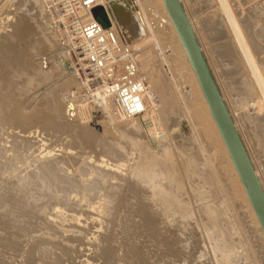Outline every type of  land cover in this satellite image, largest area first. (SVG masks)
<instances>
[{
    "label": "rangeland",
    "instance_id": "1",
    "mask_svg": "<svg viewBox=\"0 0 264 264\" xmlns=\"http://www.w3.org/2000/svg\"><path fill=\"white\" fill-rule=\"evenodd\" d=\"M20 1L21 0H0V26H2L3 23H5L7 21L8 13L11 12V10H13L15 13H19V14L23 13L24 5L26 6V4L28 3V0H25L24 2H22L23 0L21 1L22 4L24 3V5H22L20 3ZM183 1H184L183 2L184 6L187 7L186 10H187L188 14L190 15L191 20L194 21L192 23L194 24V27H195L194 28L195 29L194 30L195 34L197 36L198 42L200 43V46H202V48H204L203 49L204 56H205L207 62L210 61V62H208V65L210 66V69H211V71L213 73V76H214L215 80H217L216 83L218 82L217 84H218V86L220 88L221 95L225 96V97L223 96L224 100L227 99L225 101V103H226L227 106L229 105L228 108H229L230 113L232 114V116L234 118L233 121H234L235 124L237 123V125H238V127L240 129L241 136H242L246 146H248L247 143H249V145L251 146V148L248 146V149L250 151V155L252 157L253 163L256 164V165L260 164V167L261 166L264 167V163L262 162L263 161L262 160L263 159V154L260 155V154H258L256 152L257 151L256 147L263 146V148H264V141L261 139V132L262 131H263V137H264V125L258 126L257 127V133H255L256 132V127L255 128L251 127L249 125V123H245V122L242 121V118L240 116V111L242 110L243 106H242L241 102H237V99H241V97L238 96V94L240 92H238V93H236L235 95L232 96L231 93H230L231 91L229 89V86H227V85H229V82L233 83L235 81L236 77L229 76L228 73H226V72H224L225 76L221 74V70H222L221 67H223V65H221V64L223 62H220L219 58H216V56L218 57V55L215 52H213L214 51L213 49H214V47H216V44H217V46H222V47H225V45H226V43H224V41H222V42L225 45L224 44L222 45L221 42H220L221 40L218 41V39H214V38H218L217 37V32L219 30V25H217V23H218L219 20L216 21L218 16H219L218 9L215 6V4L211 5V4L206 3L203 0H183ZM229 2L231 3L233 10L235 12L240 13L241 14L240 17L242 19H244V20L246 19L245 21L250 23V25L252 27V31L254 32V34H253L254 40L252 41V43L254 45L253 51L255 52V56L257 57L260 65L262 66V69L264 71V16H263L264 15V10H262V9H264V7H263L264 6V0H229ZM205 4L206 5L208 4L207 5V10L205 9L206 7L203 6ZM132 5L134 6L135 11L143 10V11H146V13L147 12H151V13L155 14L154 17L151 20H149V21H147V20L145 21L144 19L138 20L137 23H136L137 24L136 25V30L137 31L135 30L134 33H131L130 35H128L125 38L126 41L127 40H132V42L130 44V47L133 48L134 50H136V52H137V58H138L139 65H140L141 70H142V75H143V77H144V79L146 81V87H147V89H146V102H147V105H146V111H145V113L142 116L131 118V119H128V121H127V120H122L123 117L121 115H119V113L117 112V110H116V108L114 106H110L107 110L106 109L105 110L104 109L103 110L102 109L93 110L92 108L88 107L85 104V101L83 99L84 97L82 95V91H81L80 85H79V87H77V86L76 87H71L70 83H73V81L69 80V82H68L66 79L63 78V77H65L64 75L61 76L62 77V78H60L61 81H60V79H58L59 82L57 81V79H53L54 80V82H53V80L51 81L48 78H45L44 81L42 82L43 84L47 85V84L53 82L54 85L55 84H59V87L60 86H62V87L59 88L57 91H54L55 92V93L53 92L54 94L52 93L53 94V96H52L53 98H49L50 97L49 96L46 99L42 98V100L38 99L37 101H33V103L29 104L30 106L27 105L29 107V110H28V107L24 106L25 104L23 105V103H19V105H17L18 104L17 101H19L21 99V97L19 98V94H20V96H22V94L24 93V89H25V87L23 85H20V83H18V82H20V79L25 77V76H29L30 79L31 78L35 79L34 78L35 76L32 75V74H31L32 76L30 74L27 75L26 74L27 73L26 70H24V69L22 70V68H19L18 70L20 72L17 70L18 72L15 71V72L11 73L9 78L4 81V83L5 82L6 83L8 82V83L7 84L5 83L6 85L4 84L5 88L4 87L1 88L2 89L1 93L3 95V102H5V106H7V104H8V106L4 107V104H3V108H4L3 112H7V111L9 112L10 110H12V111L15 110V112H13L14 116L13 115H9L10 117H8V112L3 116V117L7 116V117L4 118L5 122H4V120H1V121H3L5 123L6 127L0 121V128H1L0 130H2V132L0 131V137H1L0 138V142L4 143V144L0 143V147H2L1 148L2 150L3 149L6 150L5 148L9 149L12 146H15L13 144H16V143H13V142H16L18 140L20 141V140H22L21 137H25V136L28 139H30V144L31 143L32 144L35 143V144H34V146L31 144L32 148L30 147L28 151H22L23 155L20 154V152H18V151H17L18 153L15 152L16 153L15 156L17 155L16 158H19L20 160L16 159L15 156L12 157V151L8 152L9 154L6 153V155H5V157H7V158L9 157V160H10L9 161L10 162L9 165L10 164L11 165L10 166L8 165L7 169L4 168V170L5 169L6 170L5 171L2 170V173H0L1 174L0 175V180L3 179V178L5 179V181L9 179L8 182L6 181V183H5L4 180H2L1 183L2 184L5 183L6 186L3 187L2 189L0 187V189L2 190V191L0 190L2 192V193L0 192V208H1L0 210H2L0 212V223H1V221H3L1 223L3 228H2V226H0L1 227L0 228V231H1L0 235L2 234L1 236H7V235H4V234H8L9 233L10 229H8L9 228L8 226H10L9 223L12 221L11 219L13 218V217H11L12 215L10 216L9 214H6V217L4 216L5 213H6V209H7L8 212H10V210H12L11 209L12 207H13V209L15 207H17L16 208V212H18L17 210H19V211L21 210L19 208H21L20 206H22V205H20V204H22L23 202L20 203L19 199H14V198L12 199V197L11 198L9 197L12 194L13 195L15 194V196H16V194L18 192H20V190L14 189V187L17 185L16 180H19V181L21 179L24 180V178L26 179V177L32 176L31 173H33V176L29 177V179L31 181H33L31 178H34L35 176L37 178H39V177L42 178V179L35 178L36 180L34 181V183L35 182L36 183H40V182L42 183L43 181H45V179L47 180V178H51L52 179L51 182L55 181V184L54 183H50V181L48 180L49 183L52 184V185L49 186L50 189L48 188V190H47L48 192H46V193H51V194H54L55 196H61L62 199L64 198L65 200L71 201V202H75V201L78 202L79 200L80 201L85 200V201H82V202L79 201L80 205L82 203L81 208L80 207L78 208L76 205H71V207L69 206L70 208L74 207V208H72V210L70 208L66 207V209H69L71 212L65 209V211H67L68 214L69 213L72 214V213L76 212L75 213L76 214L75 215L76 216L75 217V222H73V223L72 222H66L67 221L66 220L67 219L66 215L63 216L61 219H58V220L52 218L54 220H53V222L52 221L50 222L51 226H53V224H54V226H55V224L57 225L56 222H59L60 224L62 222L63 225L62 224L61 225H62L63 228H59L60 231H62L63 229H65V230L68 229L67 233H66L67 236H66V234L64 235V238L68 239V243L66 245L65 244H63V245H64V247L67 246L69 248L66 247L67 250L65 251L64 250L65 248L63 247L62 244L59 243L58 240L55 241V240L51 239L54 242L55 245H58V244L60 245L58 247L57 246H53L54 244L52 242H51V244H45L46 247L43 246L44 243H40V242L38 243L37 242L38 243V244L36 243L37 244V246H36L37 249L38 250L40 249V251H42L41 249H43V251L46 252L47 249H44V248H48V251L46 253H47V255H50V256H47L46 254H43L44 252H40V251H38L35 248L36 251L33 250V252L35 254L40 252L41 254L38 253V256H36L32 252V256H34V260H35L36 263H34V260H33V263H31V264H41V263L42 264H44V263L45 264H49V263L50 264H54L55 262L53 260H55V261L58 260L55 264H57V263L58 264H86V263L87 264H103L102 260L97 259L95 257L96 256L95 252L99 253V251H97L95 248L93 249L92 246L95 247V245H91V244H95V240H97V238H99L100 236H102V235L103 236L110 235L111 232L115 236V238H117L116 240L119 242L121 240L120 238H122L123 235H124L123 231L126 230V229L125 230H123V229L125 227H127V226H130V224H132V223L141 224L142 221L144 222L148 218H151V220L153 222H155L157 219L159 220L161 218L160 214H163L162 212H165L164 215L168 214V216H169L172 211H175V209H177V205H176L177 202L174 203L175 200L173 201L170 198H166L167 199L166 200V199H164L165 197L164 198L162 197V200H165V201H163V202L157 201L158 200L157 198H159V200H161V196H162V194H160L162 192L159 191L160 188H161L160 186H162L161 191H162L163 188L164 189H168V188L169 189H171V188L175 189L174 187H178V189H181V191L183 189L184 190L183 192H185L187 190L184 194H185L186 200L188 199L189 203H187L188 201H186V203L188 204V205H186L187 206L186 209L188 211L185 210V212H186V214L187 213H189V214H188V218H187V215L184 212L183 216L180 214L181 216H178L176 219H178L179 217L180 218L182 217L181 218L182 221L184 219L186 221V222L184 221L185 223L183 222L182 224H186L187 223V224H189V226H187V227H191L192 226L190 229H193L192 231H186V233L188 232V233L191 234L192 238L190 237L189 234H188L189 237L188 236L185 237L186 236L185 233L184 234L183 233L180 234V232H182L183 230L182 231L180 230V232H179V236L180 237L182 235H184L183 237H185V238L181 237L182 239H185V240L187 239L188 240V238L189 239L191 238L190 241L188 240L189 241L188 246H186L188 248L182 247V249L184 248V250L187 249L186 252H184L182 250L183 253H187L188 250L189 251L195 250L194 251L195 254L193 256L190 255L191 257L189 256L190 259L189 258L186 259V261H187L186 263H188L189 260L190 261L191 260H195L197 264H199V263L202 264V262H203L202 260H204V261L207 260L206 262L210 261L209 264L210 263L211 264L212 263L215 264V262H216V264H221V263H223V264H264V242H263L264 239H263V236L261 235V233H260V231L258 229L259 227L257 226L254 218L252 217V213H251L250 207H248L249 203H248V201H247V199H246V197L244 195V192L242 190L241 185H239L240 183L238 182V180H237V178H236V176L234 174V171H233V168H232L231 163L229 161L228 155L226 154L225 150L223 149L222 142H220L218 136L216 135V131L214 129V126H213V124H211L212 122L209 121L210 117H209V114H207L208 112H207V109H206V105H205L204 99L202 100L200 95H199V89L197 87L195 79L193 78L190 65L188 64V62L186 60V56H185V54H184V52L182 50L180 42L177 39L175 31L173 30V27L170 24V21L168 20L167 13L162 10V7L160 5L159 0H134V4H132ZM208 6H210L211 8L208 7ZM212 6L214 8H212ZM17 8L18 9L21 8V9L18 10ZM210 9H212V10H210ZM210 11L211 12L213 11L214 13L211 14ZM260 11H262L263 13L260 12ZM93 13H94V11H93ZM147 14H148V16H150L149 13H147ZM215 17H217V18L215 19ZM214 24L218 28H216L214 26ZM211 30L213 32H215L216 35L214 33H212ZM261 30L263 32H261L259 34V31H261ZM2 39L3 38L0 37V40H2ZM211 51L213 52V54L211 53ZM210 53L212 54L211 56H210ZM217 59H218L219 63L217 62ZM67 63H68V60H67ZM211 64H212V67H211ZM68 68H70L71 71L73 72L71 61H70V66H69V63H68ZM46 79H47V81H46ZM62 79H64L65 81L64 80L62 81ZM220 79H221V81H220ZM14 82H15L16 86L13 85L14 87H12L11 84L14 83ZM63 82H64V84H63ZM17 86H19L20 89ZM70 87H71V89H70ZM222 87H223V90H225V89L227 90V91L225 90L226 92L224 91L225 94H223V92H222L223 91L221 89ZM225 87H227V88H225ZM72 88L74 90H76V91H74ZM76 88L79 89V90H77ZM15 89H17V90H15ZM5 90H7V91L5 92ZM22 90H23V92H22ZM25 91H26V89H25ZM11 92H12V95H11ZM27 94L28 93H26L25 95H27ZM227 94L229 95V97H228ZM16 95H17L18 98H16ZM6 96H8V98L11 97V96L12 97L15 96L14 97V101L15 102L13 101V99L11 97V98L8 99V103H7ZM58 97H60V98H58ZM230 98H231L232 101L230 100ZM4 99H6V100H4ZM58 99H59L60 104L63 105L64 107H61V106L57 105L58 103H56V102L58 101ZM235 99H236V104H235ZM10 100L13 101V102H11ZM242 100H243V97H242ZM62 101H63L64 104H62ZM227 101L229 102V104H228ZM164 102H165V104H164ZM14 104H16V105L13 108L12 106H14ZM20 104H21V106H20ZM38 105H40V107H42L43 110H42V108L38 109V107H37ZM166 105H167V107H166ZM16 106H17V109H16ZM31 106L34 107V109L37 107L35 109V111L37 110L36 113L38 111H40V110L42 111V112L40 111L41 115H39L40 114L39 112H38V114L35 113V115L38 116V118L40 117V119H36V116L34 115L35 111H34L33 108H31ZM21 108L23 109L22 111H21ZM31 109H33V110H31ZM18 110H20V111H18ZM24 110H25V112H24ZM27 110H28V112H27ZM12 111H10V112H12ZM110 111H112V113H113L112 116L109 114ZM16 112H19V114H20L19 117L17 116L18 113L16 114ZM31 112H33V113L31 114ZM43 112L45 114H43ZM94 112H96V113H94ZM25 113H28V114L30 113L29 114V118H31L32 120H29L27 118V119H24L22 121V119L25 118L23 115L28 117ZM106 113H108V114H106ZM144 115L145 116L147 115V116L145 117ZM11 116L13 118L14 117L17 118L18 121L16 120V118H14L16 120V124L14 123L15 121H14V119ZM20 116H23V117H20ZM30 116L34 117L35 120H33L34 118H32ZM43 116H45L46 118H44ZM47 116H49L51 118H49ZM148 116H149L150 119H148ZM168 116H169V118H168ZM208 117H209V119H208ZM43 119H46V120H43ZM147 119H148L149 122L147 121ZM6 120L8 122H6ZM51 120L52 121L54 120L53 123H55V125L53 123H51L53 125L50 124ZM24 121H26L28 123L25 122L26 123L25 124ZM42 121L44 122V124H43ZM150 121H152V123ZM153 122L155 124H153ZM242 122L244 124H242ZM13 123H14V125H16V127L13 126ZM17 123H18V125H17ZM21 123L23 125H25V127L27 129L26 128H22L21 127L22 126ZM47 124L50 127L53 126V128L55 130H53V128H50V127L46 126ZM57 124H58V126H57ZM61 124H62V126H61ZM142 124H145V125L142 127ZM19 125H20V127H18ZM119 125H122L124 127L122 128V126L120 127ZM9 126H11L12 130L7 128ZM58 127H60V128H58ZM125 127H127V129ZM152 127H153L154 130L152 129ZM5 128H7L8 131H10V132L4 133V130H5V132L7 130ZM143 128L145 130H143ZM24 129H26V130H24ZM140 129H142V130L140 131ZM150 129H152V131ZM21 130H22V132H21ZM126 130H128V131H126ZM253 130H255V132ZM23 131H27V132L25 133ZM162 131H164V133ZM11 132L13 134H11L10 137H9L8 135ZM130 132H131V134H130ZM158 132H159V135H157ZM17 133H18V136L20 135L19 137L17 136ZM151 133L155 134V136H153ZM13 135H15V136H13ZM129 135H131V136H129ZM245 135H246V137H245ZM150 136H152V137H150ZM4 137H5V139H4ZM93 137L95 138V141H94V144H92V146H91V143H92L91 142V138H93ZM123 137H124V139H123ZM126 137L128 138L129 141L127 140ZM130 137L132 138L131 140H130ZM139 137H141V138H139ZM102 138H103V140H102ZM79 139H80V141H79ZM5 140H6V142H5ZM106 140H107L108 143L109 142L111 144L115 143L116 147H119V143H120V148H119L117 154L120 152L119 155L123 154V157L125 156V158L123 159L122 156H121L122 157L121 158L120 156H118L116 154L117 155V156L115 155L116 157L113 156V158H114L113 161L114 162L117 161L116 164H119V162L120 163H124L123 167L125 169H122V168L120 169L122 174H124V175H126L127 173H128L127 175H129V173L131 174V171L129 169L132 170L133 166H135L136 164L138 165V163H136V162L138 161L139 158H141L139 156L143 155L144 157H146L148 159V161L150 159L153 160V163L151 162L152 163L151 165H153V166H151V169L154 168V170H152V172L154 171L153 173H155V174H153L151 172V169L148 168V170L150 169V171H148L149 172L148 176L150 177V180H151V177H152V180H154V179L162 176V177L158 178L157 180H154V181L151 180L152 182H154V185L152 184L153 189L150 186L149 187L143 186V187H145V188H143L141 184H140L141 186L137 184L138 180H136V178H137V175L139 173L133 171L134 170L133 169L132 172L133 173L135 172L136 178L135 179L134 178H130V182L128 180V182H129L128 185H129V189L130 190L127 189L128 191H126L125 193L121 192V195L125 194V196H126V194H127L126 198H128L129 202H128L127 199H125V200L122 199L123 202H121L122 200H120V199L122 197L121 198L119 197L120 198L119 201L122 203V205H123L124 201L127 202V203L125 202L124 205L125 204H128V205H125V206L123 205V207H121V205L119 206V204L117 205V203L116 204L112 203L113 206L110 204V209H109L110 215H107L109 213H106L105 215H103L98 210L100 208L99 205L101 204V202L103 203V201L106 198V197H104L105 194L107 195V192L102 190L103 188L105 189V186L104 187H99L98 186V188H100V189H98V188H96L97 186L94 187V185H91V183H92L91 181H93L95 179V177H94L95 175H92V174H90L88 172V170H89L88 166L89 165H97V163H95V162L97 160H101V157L103 155H108L109 157H111L110 156L111 154H107V153L102 151V145L104 144V142L106 143ZM142 140H143V142H142ZM8 141H9V143H8ZM256 141L258 142V144L255 146ZM10 142L13 143V144H11ZM87 142H88V144H87ZM97 144H98V146H97ZM122 144H125V145H122ZM138 144H141V147ZM129 145H131V146H129ZM132 145H133V147L134 146H138V149L135 147L137 150L135 148H133L134 150L133 149L128 150V148H130V147L132 148ZM167 145H169V147H166ZM37 148H40V149H37ZM139 148H140V150H139ZM163 148H164V151H163ZM168 148L172 150V154L173 155L172 154L171 155L173 157L171 155H168L171 152V150H169L170 152L168 153ZM42 150L44 152H42ZM126 150H127V152H126ZM137 151L140 152V153H138ZM141 151L144 152V153H142ZM102 153H105V154H102ZM19 154L21 156H19ZM99 154H101L102 156H100ZM146 154L147 155L150 154V155L147 156ZM31 155H33V159H32ZM69 155H71L72 158ZM46 156H49V157H46ZM58 156H59V158H58ZM64 156L66 158H64ZM136 156H137L138 159H135ZM158 156H159V158H157ZM39 157H40V159H39ZM76 157H77L78 160L76 159ZM93 157L96 158V159H94ZM119 157H120V159H119ZM163 157L164 158L173 159V160L175 159L174 162L176 163L175 164L176 167L172 168L173 169L172 170V169H170V166H168V171H167V163H168V161L166 162V160L163 159ZM170 157H172V158H170ZM26 158L28 159V161H26ZM46 158L48 160H51V161L53 159L56 160L55 161L56 163L61 164L60 167L65 165L64 167H62L63 169L62 168H58L61 171H59L58 169H56L58 171L55 170L56 174L58 175L57 177H56L55 171L54 172L52 171L54 174L50 170L48 171V169H49L48 165L46 166V167H48V169L47 168H38V167H40V165H39L40 163L39 162H41L42 160H45L46 163L50 162V161H47ZM56 158H58V159H56ZM79 158L81 159V161H79L80 160ZM14 159H16V160H14ZM35 159H37L38 161L35 160ZM126 159H128V161L130 159V161H129L130 163ZM58 160H60L61 163ZM3 161H5V160H3ZM11 161H14V162L11 163ZM15 161H17L18 164ZM18 161L20 162V164H19ZM64 161H66V163ZM72 161H73V163H72ZM74 161H75L76 164L74 163ZM78 161L80 163H78ZM156 161H158V162L156 163ZM160 162H162V163L164 162V165L166 163L165 167L161 166L162 164ZM70 163H72V164H70ZM22 164H24V165H22ZM130 164H132V166ZM156 164H159L160 169H157L156 166H158V165H156ZM70 165H72V166H70ZM82 165L84 167L86 166L87 170ZM126 165L128 166V168L126 167ZM13 166H15V168ZM79 166H81V168ZM23 167H25V168H23ZM82 167H83V169H82ZM77 168L80 171L82 170L81 172H83L85 170L83 172L84 175L81 174V172H78L79 170ZM39 169H41V170H39ZM260 169L264 170V168H260ZM8 170H9L10 173L9 172L7 173ZM128 170L130 172H128ZM39 171L41 173L44 172L43 173L44 175L42 174L43 177L40 176L41 174H40ZM47 171L51 172V173H48ZM169 171H173L171 175H169V173H170ZM3 172H6V174H4ZM85 172L87 174L89 173L90 175L89 174L86 175ZM158 172H160V173L163 172V173L161 175L159 173V175H160L159 176ZM166 172H168V174H166ZM34 173H35V175H34ZM63 173L64 174L66 173V174L64 175ZM150 173H152L153 176H155V177L153 178V176ZM2 174H3V177H2ZM36 174H40V175L37 176ZM73 174H75V176ZM175 174H176V176H175ZM66 175H68V176H66ZM44 176H46V177H44ZM53 176H55L56 178H54ZM60 176L62 178L64 177L62 181L59 180V178L62 179ZM71 176H72L73 179H71ZM13 177H14V179H13ZM15 177H17V178H15ZM19 177H20V179H19ZM67 177H70V178H67ZM175 177H177V179ZM262 177H263V181H262L263 183L262 184L264 185V175ZM43 178H44V180H43ZM76 178H78V179H76ZM87 178H89V179H87ZM53 179H55V180H53ZM68 179H70V181L72 180L71 182L75 181V183L73 182L71 184V182ZM10 180H12V181L10 182ZM37 180L38 181L41 180V181L38 182ZM77 180H79L80 182L77 181ZM19 181H18V184H20ZM68 181L70 183H68ZM86 181H88V182L86 183ZM164 181H165V183H166V181L168 183L164 184ZM203 181H205V182H203ZM77 182H79V186H81V187L78 188V183ZM169 182H170V184H169ZM11 183H13V185ZM14 183H16V184L14 185ZM63 183H64V186H63ZM56 184H58V185L56 186ZM67 184L69 186L70 185L71 186L69 187ZM75 184H76V186H75ZM89 184L91 185V187L93 186L94 189L93 188L91 189ZM123 184H124V181H121V183L119 182L118 185L122 186ZM133 184H134V186H133ZM155 184L157 186L159 185L158 186L159 190L156 189L157 186ZM54 185H55L56 188L58 187L57 191H56V188L53 187ZM72 185L75 186V187L73 188ZM165 185L167 186V188H166ZM60 186H62V187H60ZM154 186H155V189H154ZM51 187L55 191L52 192ZM59 187L61 189H59ZM68 187H69V189H67ZM200 187L203 188V189H200ZM70 188H71V191H70ZM149 188H150V190H149ZM72 189L79 190V192H80V189H81V192L83 191V193L81 194V192H80V194L78 195L76 192H74V190L72 191ZM88 189H89V194L90 195H88ZM144 189H145V192H144ZM49 190H51V191H49ZM66 190H67V192H65ZM94 190H96V191H94ZM120 190L123 191L124 190L123 187L122 188L120 187ZM146 190H147V192H146ZM152 190H153V195L151 197L152 193H148V192H151ZM155 190H158V191H156L157 193L155 192ZM201 190L206 191V194L204 192H202ZM68 191L70 192V194H69ZM138 191L140 192V194L136 195L135 193H137ZM21 192L19 194H21ZM94 192H96V194ZM142 192H144L146 194H143ZM201 192H202V194H201ZM65 193H67V194H65ZM91 193H92L93 197L91 196ZM103 193H105V194H103ZM155 194H156V196H154ZM158 194H160L161 196H159ZM200 194H201V196H200ZM129 195H130V197H129ZM142 195H144V196L142 197ZM157 195H158V197H157ZM186 195H188V196H186ZM5 196L8 198V200L7 199L4 200V198H6ZM72 196L73 197L75 196V197L73 198ZM88 196H90V198ZM99 196L100 197L103 196V197L100 198ZM145 196H147V197H145ZM80 197H81L82 200L80 199ZM98 197H99L100 201H99ZM75 198L78 199V200H76ZM91 198H92V201L94 202L93 205H92V201L90 200ZM102 198H104V199H102ZM130 198H133V199L131 200ZM203 198H204V200H203ZM6 200H7V202H6ZM14 200L17 201V206H15L16 202ZM106 200H110V202H114V203H115V201H117V200L113 201L110 198L106 199ZM133 200H134V202H133ZM144 200H148V201H146V203L149 202V201L152 202V203L151 202H149V203L152 204L153 210L151 209V207L150 208L146 207L147 210H148V213H147L146 208H143L144 206L139 207L140 205H143L145 203ZM11 201H13V203ZM136 201L139 202V205H136V204H138V202L136 203ZM141 201H143V202H141ZM84 202L87 205L83 204ZM153 202H155L156 204L153 203ZM158 202L163 203V206H164V204H165V206L167 204V203H164V202H168V204L170 203L169 204V209L166 211L165 209H163L162 204H160ZM8 204H10L12 206H10ZM151 204H150V206H151ZM158 204H160V206ZM168 204H167V207H168ZM83 205L86 206V207H83ZM91 205H92V207H91ZM97 206L99 208H97ZM111 206L112 207L116 206L117 208L116 207L115 208L118 211L121 210V212H122V213L119 212L117 215H115V216H122V217H120L117 220L118 222H116L115 218L112 217V216H114V213L117 212V211H116L115 208L111 209L112 208ZM156 206H158V207H156ZM170 207H171V209H170ZM54 208H58L56 210H59L60 207L55 206ZM77 208L79 209V211H78ZM118 208H120V209H118ZM133 208H135V209H133ZM141 208L146 210V212L144 210H141ZM154 208L155 209L159 208L160 210L162 208L163 211L161 210L162 212L160 213L159 209L157 211V210H154ZM22 210H25V211L23 212ZM22 210H21L20 213H23V214L27 211L26 208H24V207L22 208ZM170 210H172V211H170ZM210 210L215 211L217 214L214 213L213 211H210ZM14 211H15V209H14ZM111 211H113V212H111ZM142 211H143V213H142ZM149 211L150 212L152 211L153 212L152 214H154V215H155V211L158 214H156L154 216L151 213H149ZM208 211H210L211 216L208 213ZM217 211H219L220 213L217 212ZM166 212H167V214H166ZM205 212H206L207 215L204 214ZM211 212H213V213H211ZM1 213H3V214H1ZM52 213L55 214V211L54 212L52 211ZM97 213H98V215H97ZM131 213L133 214L134 217L131 215ZM119 214H122V215H119ZM146 214L147 215L150 214L152 216L149 215V217H148ZM173 214H176V213L174 212ZM192 214H193V216H192ZM214 214L216 215V217H215ZM1 215H2V218H1ZM129 215H131V217ZM141 215H144L145 217H143ZM20 216H21V214H20ZM190 216H192V217H190ZM213 216L215 218H217V219H214ZM156 217H158V218H156ZM183 217H184V219H183ZM5 218H7V219L9 218L8 219L9 223L7 222V220H5ZM76 218H79V219L76 220ZM110 218H112V220ZM21 219L23 220L24 218H21ZM213 219H214V222H213ZM55 220H56V222H55ZM78 220H80V221H78ZM113 220H115V221H113ZM215 220H217V223H216ZM112 221L115 224V226H114L115 228L112 227L113 228L112 231H108L107 230V232H106L105 229H106V226H107L108 222H112ZM126 221H127V223H126ZM128 221H129L130 224L128 223ZM174 222L177 223L176 221H174ZM74 224L78 228L80 227V233H81V236H79V240L77 238L75 241L72 239L73 230H74V226L73 225ZM6 225H8V226H6ZM66 225H68V226H66ZM84 225H86V226H84ZM109 225H110V223L108 224V227H109ZM122 225L124 226L123 228H122ZM176 225H178V224H176ZM176 225L175 224L174 225H169L170 227L169 226L168 227L170 229H174L175 228L173 231L176 233V231H175V230H177L176 229L177 228ZM103 226H105V227H103ZM178 227H180V226H178ZM5 228H7L8 230H6ZM197 228H199V229H197ZM1 229H4L3 230L4 232ZM36 230H37V232H39L40 228H36ZM69 230H71V232ZM75 230H76V228H75ZM91 231H92V233H90ZM98 233L99 234L101 233V234L99 235ZM225 233H226V235H225ZM35 235H36L37 238L40 237L39 239L41 240L40 233L39 234L36 233ZM140 235H141V239L142 240H140ZM140 235L137 234V236H136L137 239L133 240V238H131L132 240L130 239V241H137V242H135V244L137 245V243H138L137 247H139V245H140L141 247H139V248L140 249L142 248L141 249L142 251H144V250L146 252H150L151 251L150 254L158 252V250L155 251L153 246L150 245V243H149L150 241L149 240L151 238L148 239V238L144 237V235H142V234H140ZM227 237H229V239ZM37 238L35 240H37ZM143 238H145V239H143ZM146 239H147V241H146ZM69 240H72V241L70 242ZM80 240H82V241H80ZM85 241L86 242L88 241L87 244H86ZM138 241H140V242H138ZM55 242H57V243H55ZM147 243H149V244H147ZM112 244L113 243H111V246H110L109 249H111V247H112V249H116L118 247L117 245H115V247L113 248ZM49 245H50V247H48ZM77 245L78 246L80 245V246L78 247ZM194 245L196 246V248H198L197 250H199L197 253L198 254H202V255L196 254L197 250H196ZM129 246H130V244H129ZM191 246H192V248H191ZM53 247H54V249H53ZM56 247L58 249H56ZM76 247H78V248H76ZM193 247L195 249H193ZM190 248H191V250H190ZM215 248H216V250H215ZM60 249H62V252H61ZM69 249L70 250L72 249L71 250L72 252H70ZM17 250L22 251L23 248H19ZM59 250H60V253H59ZM50 251H52L54 253H51ZM182 251H180V252L182 253ZM200 251H202V252L199 253ZM73 252L75 254H71ZM77 252H79V254ZM85 252L87 254H89V255L85 254ZM16 254L12 258L13 260H16V261H14V263L15 264H22V261H23L22 257L18 256L19 253L17 255ZM82 254H84V255H82ZM209 254H210V257H209ZM58 255H61L60 257H63V258L60 259ZM207 257L210 258L209 261H208ZM39 258H41V259H39ZM64 258H66V259H64ZM205 258H206V260H205ZM147 259H148L147 257H143L142 261L145 260L144 261V262H146L145 264H148L147 263ZM39 260H41V261H39ZM48 260H50V261H48ZM60 260H62V261H60ZM68 261H70V262H68ZM144 262H143V264H144ZM153 262H154V260L152 261V263ZM191 262H194V261H191ZM191 262H190V264H192ZM206 262L204 264H207ZM114 263H116V262H114ZM194 264H195V262H194Z\"/></svg>",
    "mask_w": 264,
    "mask_h": 264
},
{
    "label": "bare ground",
    "instance_id": "2",
    "mask_svg": "<svg viewBox=\"0 0 264 264\" xmlns=\"http://www.w3.org/2000/svg\"><path fill=\"white\" fill-rule=\"evenodd\" d=\"M22 1V0H21ZM20 1V3L22 4V2H24L25 0H23L22 2ZM103 1V3H101V5L102 6H104L105 7V11H106V17L107 16H109V18L111 19V22L116 26V28H118V33H119V36H120V38H121V40L123 41V43L126 45V46H130V44L129 43H126V40H125V38L128 36V35H130L131 33H134L135 32V30H136V23H137V21L138 20H140V19H144L145 21L147 20V21H149V20H151L153 17H154V15L155 14H153V13H151V12H147V13H149V15L150 16H148V14L146 13V11H143V10H140V11H135V8H134V6L132 5V4H134V0H102ZM181 1V3H182V5H183V7H184V10H185V12H186V14H187V16H188V18H189V20H190V23H191V25H192V28H193V30H195L194 28V24L192 23V22H194V21H192L191 20V18H190V15L188 14V12H187V10H186V8L187 7H185L184 6V1L183 0H180ZM203 1H205L206 3H208V4H211V5H213V4H215V6L217 7V9H218V14H219V16H218V18L217 17H215V19L217 18V20L216 21H218V23H217V25H219V30H218V32H217V37L218 38H214V39H218V41L219 40H221L220 42H221V44L223 45L224 43H226V45H225V47H222V46H217V44H216V47H214V51L213 52H215L217 55H218V57L216 56V58H219V60H220V62H223L221 65H223V67H221L222 68V70H221V74L222 75H224L225 76V73L224 72H226V73H228V75L229 76H232V77H236L235 78V81L232 83H230L229 82V85H227V86H229V89H230V93H231V95L233 96V95H235L236 93H238V92H240L239 94H238V96H240L241 97V99H237V102H241V104H242V110L240 111V116H241V118H242V121L243 122H245V123H249V125L251 126V127H256V132H255V130H253L255 133H257V127L258 126H262V125H264V71H263V69H262V66L260 65V63H259V61H258V59H257V57L255 56V52L253 51V47H254V45H253V43H252V41L254 40V38H253V34H254V32L252 31V27H251V25H250V23L249 22H246L244 19H242L241 17H240V13H238V12H235L234 10H233V8H232V5H231V3L229 2V0H203ZM27 2V1H26ZM159 2H160V5H161V7H162V10L164 11V12H166L167 13V15H168V20L170 21V24L172 25V27H173V30L175 31V34H176V36H177V39H178V41L180 42V44H181V47H182V50H183V52H184V54H185V56H186V60H187V62H188V64L190 65V68H191V71H192V75H193V78L195 79V81H196V84H197V87H198V89H199V95H200V97H201V99L203 100L204 99V102H205V105H206V109H207V114H209V117H210V119H209V117H208V119H209V121H211L212 123L211 124H213V126H214V129H215V131H216V135L218 136V138H219V140H220V142H222V145H223V149L225 150V152H226V154L228 155V158H229V161H230V163H231V166H232V168H233V171H234V174H235V176H236V178H237V180H238V182L240 183L239 185H241V187H242V190H243V192H244V195H245V197H246V199H247V201H248V203H249V206L248 207H250V210H251V213H252V217L254 218V220H255V222H256V224H257V226L259 227L258 229H259V231H260V233H261V235L263 236V239H264V230H263V228H262V225H261V223H260V221H259V219H258V217H257V215H256V212H255V210H254V208H253V206H252V204H251V201H250V199H249V197H248V194H247V192H246V189H245V187H244V184H243V182H242V180H241V178H240V175H239V173H238V171H237V169H236V167H235V165H234V162H233V160H232V158H231V156H230V153H229V151H228V148H227V146H226V144H225V142H224V140H223V138H222V135H221V133H220V130H219V128H218V125H217V123H216V121H215V119H214V117H213V115H212V112H211V110H210V107H209V104H208V102H207V99H206V97H205V95H204V92H203V90H202V87H201V84H200V82H199V80H198V77H197V75H196V72H195V70H194V68H193V65H192V63H191V60H190V58H189V56H188V52H187V50H186V48H185V46H184V44L182 43V40H181V38H180V36H179V34H178V32H177V30H176V28H175V26H174V23H173V21H172V19H171V17L169 16V14H168V12H167V10H166V7H165V3H164V0H159ZM255 3V2H254ZM143 4V3H142ZM207 4V5H208ZM258 4V3H257ZM22 5H24V3L22 4ZM146 5V4H145ZM149 5V4H148ZM207 5L205 4V5H203V6H205L206 8V10H207ZM21 6V5H20ZM202 6V7H203ZM208 7H210V6H208ZM264 7V6H263ZM211 8V7H210ZM212 8H214L213 6H212ZM258 8V7H257ZM18 9V8H17ZM19 9H21V8H19ZM18 9V10H19ZM104 9V8H103ZM209 9V8H208ZM15 10V9H14ZM210 10H212V9H210ZM214 10V9H213ZM262 10H264V9H262ZM17 11V10H16ZM205 11V10H204ZM217 11V10H216ZM211 12V11H210ZM260 12H262V11H260ZM212 13H214L213 11L211 12V14ZM263 13V12H262ZM14 14V15H13ZM216 14V13H215ZM94 15V14H93ZM263 15V14H262ZM214 16V15H213ZM216 16V15H215ZM264 16V15H263ZM95 18V17H94ZM108 18V17H107ZM156 18V17H155ZM212 19V18H211ZM248 21V20H247ZM212 23V22H211ZM214 23V22H213ZM216 24V23H215ZM215 24H214V26H215ZM213 26V27H214ZM1 28H0V37H2L3 39L2 40H0V121L1 120H4V118L5 117H7V116H5V117H3L7 112H3V104H4V107H7L8 106V99L9 98H11V97H9L8 98V96H6V98H7V106H5V102H3V95H2V93H1V91H2V89L1 88H3L4 87V84L6 83H4V81L6 80V79H8L9 78V76L11 75V73H13V72H15V71H17L19 68H22V70L24 69V70H26V74L28 75V74H32V75H34L35 77V79H30L29 78V76H25V77H23V78H21L20 79V82H18V83H20V85H23L24 87H25V89H26V91H25V89H24V93L22 94V96H20V94H19V98L21 97V99L19 100V101H17L18 102V104L17 105H19V103H23V105L24 106H27V105H29V104H31V103H33V101H37L38 99H41L42 100V98H44V99H46V98H48L49 96V98H53L52 96H53V94L55 93L54 91H57L59 88H61L62 86H60L59 87V84H53V82H54V80L53 79H57V81H58V79H60V78H62L61 76H65V77H63L64 79H66L68 82H69V80L70 81H73V83H70L71 84V87H79V85H80V87H81V91H82V86H81V83L77 80V78L75 77V75H74V73L71 71V67L70 68H68V63H69V66H70V59H69V55H68V53H67V51L66 50H64L61 46H60V42H59V39H58V35H57V33H56V31L54 30V28H53V26H52V24H51V21H50V19H49V17H48V15H47V13H46V10H45V8H44V4H43V1L42 0H28V3L26 4V6L24 5V9H23V13H21V14H19V13H15L13 10H11V12H9L8 13V16H7V21L5 22V23H3V25L2 26H0ZM138 27V26H137ZM216 28H218L217 26H215ZM214 30V29H213ZM137 31V30H136ZM212 31V30H211ZM195 32V31H194ZM261 32H263L262 30L261 31H259V34L261 33ZM212 33H214L215 34V32H213L212 31ZM213 34V35H214ZM196 35V34H195ZM216 35V34H215ZM197 37V36H196ZM214 37V36H213ZM216 37V36H215ZM222 41H224V43L222 42ZM214 42V41H213ZM217 42V41H216ZM200 44V43H199ZM220 44V45H221ZM201 47V49H202V51H203V49L204 48H202V46H200ZM211 47V46H210ZM209 47V48H210ZM209 52V51H208ZM213 52L211 51V53L213 54ZM203 53H204V51H203ZM210 53V56L212 55ZM215 55V54H214ZM207 57V56H206ZM214 57V56H213ZM208 58V57H207ZM215 58V59H216ZM214 59V58H213ZM67 60H68V63H67ZM209 60V59H208ZM137 62H138V65H139V61H138V58H137ZM208 62H210V61H208ZM217 62L219 63V61H218V59H217ZM217 64V63H216ZM139 67H140V65H139ZM210 67V66H209ZM211 67H212V64H211ZM21 70V71H22ZM19 71V70H18ZM17 71V72H18ZM140 71H141V74H142V70H141V67H140ZM219 71V70H218ZM20 72V71H19ZM215 72V71H214ZM220 73V72H219ZM20 74V73H19ZM213 74V73H212ZM216 74V73H215ZM218 74V73H217ZM31 75V76H32ZM220 75V74H219ZM221 75V76H222ZM143 76V75H142ZM216 76V75H215ZM218 76V75H217ZM220 76V77H221ZM16 77V76H15ZM219 77V78H220ZM12 78V77H11ZM45 78H48L49 80H53V82H51V83H49V84H47V85H45V84H43L42 82L44 81V79ZM64 79H62V81L64 80ZM217 79V78H216ZM231 79V78H230ZM16 81V80H15ZM46 81H47V79H46ZM60 81H61V79H60ZM65 81V80H64ZM217 81V80H216ZM220 81H221V79H220ZM11 82V81H10ZM59 82V81H58ZM8 83V82H7ZM6 83V84H7ZM218 83V82H217ZM222 83V82H221ZM5 84V85H6ZM63 84H64V82H63ZM62 84V85H63ZM66 84V83H65ZM224 84V83H223ZM12 85V87H14V86H16V84H15V82L14 83H12L11 84ZM14 85V86H13ZM68 85V84H67ZM218 85V84H217ZM221 85V84H220ZM226 85V84H225ZM224 85V86H225ZM22 86V87H23ZM222 86V85H221ZM220 86V87H221ZM223 86V87H224ZM18 88H19V86H17ZM71 87H70V89H71ZM219 87V86H218ZM223 87L221 88L222 90H223ZM5 88V87H4ZM67 88V87H66ZM225 88H227V87H225ZM7 89V88H6ZM20 89V88H19ZM73 89V88H72ZM77 89V88H76ZM13 90V89H12ZM11 90V91H12ZM15 90H17V89H15ZM14 90V91H15ZM74 90V89H73ZM77 90H79V89H77ZM219 90H220V88H219ZM226 90V89H225ZM225 90H223L222 92H223V94H225V92L227 91H225ZM7 90H5V92H6ZM67 91V90H66ZM74 91H76V90H74ZM73 91V92H74ZM225 91V92H224ZM229 91V90H228ZM10 92V91H9ZM13 92V91H12ZM12 92H11V95H12ZM22 92H23V90H22ZM21 92V93H22ZM54 92V93H53ZM64 92V91H63ZM221 92V91H220ZM15 93V92H14ZM13 93V94H14ZM17 93V92H16ZM26 93H28L27 95H25ZM53 93V94H52ZM59 93V92H58ZM8 94V93H7ZM6 94V95H7ZM17 94V95H18ZM57 94V93H56ZM17 95H16V98H18L17 97ZM63 95V94H62ZM228 95V94H227ZM10 96V95H9ZM58 96V95H57ZM224 96V95H223ZM222 96V98H223V100H224V97ZM14 97L15 96H13L12 97V99H13V101H14ZM63 97V96H62ZM61 97V98H62ZM83 97H84V95H83ZM228 97H229V95H228ZM242 97H243V100H242ZM58 98H60V97H58ZM63 99V98H62ZM84 99V101H85V104L88 106V107H90V108H92L93 110H97V109H95L96 108V106H95V104H94V102H92L91 100H90V97H84L83 98ZM4 100H6V99H4ZM18 100V99H17ZM227 100V99H226ZM226 100H224V102L226 101ZM230 100H231V98H230ZM11 101V100H10ZM13 101H11V102H13ZM66 101V100H65ZM232 101V100H231ZM10 102V103H11ZM15 102V101H14ZM40 102V101H39ZM228 102V101H227ZM36 103V102H35ZM56 103H58L57 105H59V106H61V107H64L63 105H61L60 104V102H59V99H58V101L56 102ZM231 103V102H230ZM37 104V103H36ZM39 104V103H38ZM62 104H64L63 103V101H62ZM66 104V103H65ZM164 104H165V102H164ZM226 104V103H225ZM228 104H229V102H228ZM235 104H236V99H235ZM13 105V104H12ZM11 105V106H12ZM15 105L16 104H14V106H12L13 108L15 107ZM22 105V106H23ZM42 105V104H41ZM204 105V106H205ZM20 106H21V104H20ZM19 106V107H20ZM23 106V107H24ZM30 106V105H29ZM33 106V105H32ZM31 106V108H33L34 109V107H32ZM44 106V105H43ZM105 107H104V110L106 109H108L110 106H114V102L113 101H106V104L104 105ZM227 106V105H226ZM229 106V105H228ZM228 106H227V108H228ZM22 107V108H23ZM28 107V106H27ZM38 107V109L40 108H42V107H40V105H38L37 106ZM36 107V108H37ZM166 107H167V105H166ZM12 108V109H13ZM21 108V111L23 110ZM35 108V109H36ZM45 108V107H44ZM16 109H17V106H16ZM19 109V108H18ZM26 109V108H25ZM33 109H31V110H33ZM35 109H34V111H35ZM28 110H29V107H28ZM28 110H27V112H28ZM42 110H43V108H42ZM46 110V109H45ZM64 110V109H63ZM5 111V110H4ZM10 111H12V110H10ZM8 112V117H10L9 115H13V112H15V110L14 111H12V112ZM17 111V110H16ZM18 111H20V110H18ZM37 111V110H36ZM36 111L34 112V115H35V113H36ZM41 111V110H40ZM40 111H38L39 113H40ZM228 111H229V113H230V110H229V108H228ZM24 112H25V110H24ZM38 112L36 113V114H38ZM42 112V111H41ZM165 112V111H164ZM167 112V111H166ZM232 112V111H231ZM18 113V117H19V112H16V114ZM21 113V112H20ZM33 112H31V114H32ZM64 113V112H63ZM15 114V113H14ZM28 117H26L25 115H23L25 118H23L22 119V121L24 120V119H29V120H32L31 118H29V114L28 113H25ZM43 114H45L44 112H43ZM48 114V113H47ZM106 114H108V113H106ZM109 114L112 116L113 115V113H112V111H110L109 112ZM165 114V113H164ZM169 114V113H168ZM33 115V116H34ZM39 115H41V113L39 114ZM65 115V114H64ZM167 115V114H166ZM14 116V115H13ZM16 116V115H15ZM23 116H20V117H23ZM36 116V115H35ZM46 116V115H45ZM45 116H43L44 118H46ZM145 116V115H144ZM147 116V115H146ZM145 116V117H146ZM230 116H231V118H232V120H234V118H233V116H232V114L230 113ZM3 117V118H2ZM12 117V116H11ZM30 117H32V116H30ZM47 117H49V116H47ZM53 117V116H52ZM106 117V116H105ZM207 117V116H206ZM2 118V119H1ZM13 118V117H12ZM14 118H16V117H14ZM13 118V119H14ZM32 118H34V117H32ZM49 118H51V117H49ZM168 118H169V116H168ZM10 119V118H9ZM19 119V118H18ZM36 119H40V117L38 118V116H36ZM42 119V118H41ZM146 119V118H145ZM148 119H150L149 118V116H148ZM148 119H147V121H148ZM166 119V118H165ZM11 120V119H10ZM16 120H17V118H16ZM16 120L14 119V123L16 124ZM33 120H35V118L33 119ZM43 120H46V119H43ZM56 120V119H55ZM122 120H127L128 121V119H124V118H122ZM18 121V120H17ZM21 121V122H22ZM48 121V120H47ZM54 121V120H53ZM53 121L51 120V122H50V124L51 123H53ZM146 121V122H147ZM208 121V120H207ZM2 122V124L5 126V120H4V122L3 121H1ZM6 122H8L7 120H6ZM20 122V121H19ZM26 121H24V123H25ZM30 122V121H29ZM43 122V121H42ZM132 122V121H131ZM149 122V121H148ZM151 123H152V121H150ZM234 122V121H233ZM242 122V124H244ZM14 123H13V126L14 127H16V125H14ZM26 123H28V122H26ZM25 123V124H26ZM32 123V122H31ZM61 123V122H60ZM158 123V122H157ZM208 123V122H207ZM8 124V123H7ZM10 124V123H9ZM12 124V123H11ZM22 124V123H21ZM20 124V125H21ZM43 124H44V122H43ZM54 125H55V123H53ZM53 124H51V125H53ZM124 124V123H123ZM148 124V123H147ZM153 124H155L154 122H153ZM17 125H18V123H17ZM20 125L18 126V127H20ZM28 125V124H27ZM65 125V124H64ZM137 125V124H136ZM145 124H142V127L144 126ZM149 125V124H148ZM206 125V124H205ZM234 125H235V127H236V129H237V131H238V133H239V135H240V138H241V140H242V143H243V145H244V147H245V150H246V153H247V155H248V158H249V161H250V163H251V166H252V168H253V172H254V174H255V176H256V178H257V180H258V182H259V185H260V187H261V189H262V192H263V194H264V185L262 184L263 182V175H264V170H262V169H260V168H264V167H260V164H258V165H256V164H254L253 163V160H252V157H251V155H250V151H249V149H248V146L251 148V146L249 145V143H247L248 144V146H246V144L244 143V140H243V138H242V136H241V133H240V129H239V127H238V125H237V123L235 124L234 123ZM237 125V126H236ZM24 126V127H23ZM46 126H48V127H50L48 124L46 125ZM57 126H58V124H57ZM61 126H62V124H61ZM120 127L122 126V125H119ZM152 126V125H151ZM158 126V125H157ZM156 126V127H157ZM6 127V126H5ZM10 127V128H9ZM9 127H7L8 129H10V130H12L11 129V126H9ZM13 127V128H14ZM17 127V128H18ZM22 128H26L25 127V125H23L22 124V126H21ZM66 127V126H65ZM124 126H122V128H123ZM155 127V128H156ZM7 128H5V129H7ZM21 128V129H22ZM50 128H53V126H51ZM49 128V129H50ZM58 128H60V127H58ZM57 128V129H58ZM126 129H127V127H125ZM145 128V127H144ZM143 128V130H145ZM150 128V127H149ZM159 128V127H158ZM1 129V128H0ZM8 129L6 130V132H5V130H4V133H7V132H10V131H8ZM27 129V128H26ZM26 129H24V130H26ZM152 129H153V127H152ZM152 129H150L151 131H152ZM213 129V130H214ZM53 130H55L54 128H53ZM142 129H140V131H141ZM154 130V129H153ZM158 130V129H157ZM1 132H2V130H0ZM126 131H128V130H126ZM21 132H22V130H21ZM23 132H27V131H23ZM38 132V131H37ZM122 132V131H121ZM160 132V131H159ZM159 132H158V134L157 135H159ZM163 133H164V131H162ZM40 133V132H39ZM150 133V132H149ZM157 133V132H156ZM3 134V133H2ZM11 134H13L12 132L8 135L9 137H10V135ZM130 134H131V132H130ZM147 134V133H146ZM152 134V133H151ZM162 134V133H161ZM4 135V134H3ZM6 135V134H5ZM39 135V134H38ZM74 135V134H73ZM128 135V134H127ZM153 136H155V134H152ZM13 136H15V135H13ZM17 136H18V133H17ZM20 136V135H19ZM18 136V137H19ZM62 136V135H61ZM124 136V135H123ZM129 136H131V135H129ZM141 136V135H140ZM142 137V136H141ZM141 137H139V138H141ZM144 137V136H143ZM149 137V136H148ZM150 137H152V136H150ZM245 137H246V135H245ZM1 138V137H0ZM77 138V137H76ZM80 138V137H79ZM94 138V137H93ZM93 138H91V146H92V144H94V141H95V138L93 139ZM127 138V137H126ZM147 138V137H146ZM4 139H5V137H4ZM19 139V138H18ZM21 139L22 140H18V141H16V142H13V143H16V144H13V143H11V144H13V145H15V146H12L11 148H9V149H7V148H5L6 150H2L1 148L2 147H0V173H2V170L3 171H5L6 169H7V166L9 165V157L7 158V157H5V155H6V153H8V152H11L12 151V157L13 156H15V152H20V154H22L23 152L22 151H28L29 150V148L31 147L32 148V145L34 146V144H30V139H28L26 136L25 137H21ZM32 139V138H31ZM123 139H124V137H123ZM132 138L130 137V140H131ZM150 139V138H149ZM261 139L264 141V137H263V131L261 132ZM83 140V139H82ZM102 140H103V138H102ZM127 140H128V138H127ZM147 140V139H146ZM52 141V140H51ZM79 141H80V139H79ZM89 141V140H88ZM129 141V140H128ZM127 141V142H128ZM5 142H6V140H5ZM32 142V141H31ZM41 142V141H40ZM83 142V141H82ZM142 142H143V140H142ZM248 142V141H247ZM1 144H4V143H2V142H0ZM8 143H9V141H8ZM49 143V142H48ZM60 143V142H59ZM118 143V142H117ZM140 143V142H139ZM71 144V143H70ZM87 144H88V142H87ZM142 144V143H141ZM141 144H138L140 147H141ZM146 144V143H145ZM258 144V142L256 141V144H255V146ZM76 145V144H75ZM86 145V144H85ZM118 145V144H117ZM122 145H125V144H122ZM121 145V146H122ZM127 145V144H126ZM4 146V145H3ZM11 146V145H10ZM46 146V145H45ZM87 146V145H86ZM97 146H98V144H97ZM129 146H131V145H129ZM7 147V146H6ZM37 147V146H36ZM77 147V146H76ZM75 147V148H76ZM124 147V146H123ZM122 147V148H123ZM137 148L138 149V146H134L133 147V145H132V148L130 147V148H128V150H130V149H133V148ZM162 147V146H161ZM166 147H169V145H167ZM253 147V146H252ZM4 148V147H3ZM119 148H120V143H119V147H116L115 146V143H108L107 142V140H106V143L104 142V144L102 145V151L103 152H105V153H107V154H111L110 156L111 157H109L108 155H101V154H99L100 156H102L101 157V160H97L95 163H97V165H89L88 167V172L90 173V174H92V175H95L94 177H95V179L93 180V181H91L90 183H91V185H94V187H96V188H98V186L99 187H104L105 186V189L103 188L102 190H104L105 192H107V195L105 194V193H103V194H105V196L104 197H106L105 198V200L103 201V203L101 202V204L99 205V207L97 206V208H99L98 210H99V212L100 213H102L103 215H105L106 213H109V214H107V215H110V212H109V209H110V204L112 205V203L113 204H116L117 203V205L119 204V206L121 205V207H123V205H124V203L126 202V201H124V203H123V205H122V203L121 202H123V200H125V199H127L128 200V198H126L127 197V194H126V196H125V194L122 196L121 195V192L123 193H125L126 191H128V190H130L129 189V182H130V178H136V175H135V172H138L139 174L137 175V178H136V180H138V185H142V187L143 186H147V187H151L152 189H153V186H152V184L154 185V182H152V181H154V180H157L158 178H160V177H162V176H160L163 172H158V175H159V173H160V177H158V178H156V179H154V180H152V177H151V180H150V177L148 176L149 175V172L148 171H150V169H151V166H153V165H151L152 163H153V160H149L148 161V159L146 158V157H144L143 155H141V156H139V157H141V158H137V156L135 157V159H138V161L136 162V163H138V165L135 167V166H133V171H135L134 173L132 172V170L131 169H129L130 171H131V174L129 173V175H127L126 173V175H124V174H122V172L120 171V169L122 168V169H125L123 166H124V163H120L119 161V164H116L117 163V161L116 162H114L113 160H114V158H113V156H115L116 154H117V152H118V150H119ZM121 148V149H122ZM126 148V147H125ZM135 148V149H136ZM150 148V147H149ZM36 149V148H35ZM37 149H40V148H37ZM70 149V148H69ZM72 149V148H71ZM84 149V148H83ZM120 149V150H121ZM136 149V150H137ZM159 149V148H158ZM31 150V149H30ZM82 150V149H81ZM86 150V149H85ZM125 150V149H124ZM134 150V149H133ZM139 150H140V148H139ZM138 150V151H139ZM160 150V149H159ZM167 150V149H166ZM169 150H171V149H169L168 148V153L170 152ZM256 152L258 153V154H263V163H264V148H263V146H259V147H256ZM77 151V150H76ZM137 151V152H138ZM152 151V150H151ZM162 151V150H161ZM163 151H164V148H163ZM17 152V153H18ZM37 152V151H36ZM42 152H44L43 150H42ZM49 152V151H48ZM52 152V151H51ZM122 152V151H121ZM126 152H127V150H126ZM136 152V153H137ZM142 152V151H141ZM160 152V151H159ZM27 153V152H26ZM58 153V152H57ZM71 153V152H70ZM105 153H102V154H105ZM120 153V152H119ZM119 153L117 154L118 156H122L123 157V154L122 155H119ZM123 153V152H122ZM138 153H140V152H138ZM142 153H144V152H142ZM158 153V152H157ZM9 154V153H8ZM19 154V156H21ZM31 154V153H30ZM36 154V153H35ZM53 154V153H52ZM51 154V155H52ZM74 154V153H73ZM151 154V153H150ZM149 154V155H150ZM161 154V153H160ZM172 154V150H171V152L168 154V155H171ZM23 155V154H22ZM34 155V154H33ZM33 155H31L32 156V159H33ZM48 155V154H47ZM81 155V154H80ZM86 155V154H85ZM116 155V156H117ZM147 155V154H146ZM149 155H147V156H149ZM173 155V154H172ZM171 155V156H172ZM17 156V155H16ZM16 156H15V158H16ZM57 156V155H56ZM70 157H71V155H69ZM96 156V155H95ZM115 156V157H116ZM143 156V157H142ZM27 157V156H26ZM43 157V156H42ZM45 157V156H44ZM46 157H49V156H46ZM61 157V156H60ZM75 157V156H74ZM73 157V158H74ZM120 157H119V159H120ZM121 157V158H122ZM152 157V156H151ZM150 157V158H151ZM167 157V156H166ZM173 157V156H172ZM172 157H170V158H172ZM25 158V157H24ZM28 158V157H27ZM26 158V161H28V159ZM53 158V157H52ZM58 158H59V156H58ZM58 158H56V159H58ZM64 158H66L65 156H64ZM72 158V157H71ZM94 158V157H93ZM98 158V157H97ZM100 158V157H99ZM125 158V156L123 157V159ZM131 158V157H130ZM149 158V157H148ZM154 158V157H153ZM157 158H159V156L157 157ZM16 159H19V158H16ZM16 159H14V160H16ZM38 159V158H37ZM37 159H35V160H37ZM39 159H40V157H39ZM50 159V158H49ZM76 159H77V157H76ZM80 159V158H79ZM94 159H96V158H94ZM116 159V158H115ZM134 159V158H133ZM156 159V158H155ZM163 159H165L166 160V162L168 161V163H167V171H168V166H170V169H172V168H175L176 167V163L174 162V160L173 159H169V158H164L163 157ZM3 160H5V161H3ZM20 160V159H19ZM46 160L47 161H50V162H45V160H42L41 162H39L40 164V167H38V168H47L48 169V167H46L47 165L49 166V169H48V171L50 170L51 172L53 171H55L56 169H58V168H62V167H64V166H62V167H60V165L61 164H59V163H56L55 161L56 160H48L47 158H46ZM62 160V159H61ZM78 160V159H77ZM117 160V159H116ZM127 161H128V159H126ZM23 161V160H22ZM33 161V160H32ZM38 161V160H37ZM36 161V162H37ZM59 162H60V160H58ZM57 161V162H58ZM68 161V160H67ZM71 161V160H70ZM79 161H81V159L79 160ZM78 161V163H80ZM83 161V160H82ZM94 161V160H93ZM129 161H130V159H129ZM128 161V162H129ZM155 161V160H154ZM12 162H14V161H11V163ZM16 163H17V161H15ZM19 162V161H18ZM25 162V161H24ZM63 162V161H62ZM65 163H66V161H64ZM69 162V161H68ZM77 162V161H76ZM152 162V163H151ZM158 161H156V163H157ZM26 163V162H25ZM34 163V162H33ZM61 163V162H60ZM72 163H73V161H72ZM72 163H70V164H72ZM74 163H75V161H74ZM84 163V162H83ZM130 163V162H129ZM128 163V164H129ZM162 165L161 166H164L165 167V165H166V163H165V165H164V162L162 163V162H160ZM194 163V162H193ZM14 164V163H13ZM12 164V165H13ZM18 164V163H17ZM19 164H20V162H19ZM63 164V163H62ZM76 164V163H75ZM85 164V163H84ZM83 164V165H84ZM127 164V165H128ZM11 165V164H10ZM9 165V166H10ZM22 165H24V164H22ZM82 165V166H83ZM126 165V167L128 168V166ZM131 166H132V164H130ZM156 165H158V166H156ZM155 166L157 167V169H160V167H159V164H156ZM18 166V165H17ZM67 166V165H66ZM70 166H72V165H70ZM69 166V167H70ZM193 166V165H192ZM14 168H15V166H13ZM68 167V166H67ZM78 167V166H77ZM80 168H81V166H79ZM84 167V166H83ZM83 167H82V169H83ZM135 167V168H134ZM159 167V168H158ZM4 168H6L5 170H4ZM9 168V167H8ZM12 168V167H11ZM20 168V167H19ZM23 168H25V167H23ZM31 168V167H30ZM86 170H87V167L85 166L84 167ZM131 168V167H130ZM148 168H150L149 170H148ZM192 168V167H191ZM28 169V168H27ZM63 169V168H62ZM76 169V168H75ZM78 169V168H77ZM156 169V168H155ZM37 170V169H36ZM39 170H41V169H39ZM59 170V169H58ZM58 170H56V171H58ZM79 170V169H78ZM127 170V169H126ZM128 170V172H130ZM152 170H154V168H152L151 169V172H152ZM173 170V169H172ZM34 171V170H33ZM43 171V170H42ZM47 171V172H48ZM56 171H55V174H56ZM59 171H61V170H59ZM77 171V170H76ZM82 171V170H81ZM80 170L78 171V172H81ZM85 171V170H84ZM83 171V172H84ZM157 171V170H156ZM155 171V172H156ZM159 171V170H158ZM161 171V170H160ZM163 171V170H162ZM175 171V170H174ZM9 172V170L7 171V173ZM40 172V171H39ZM51 172H48V173H51ZM52 172V173H53ZM63 172V171H62ZM67 172V171H66ZM83 172H81V174H83ZM87 172V171H86ZM85 172V174L86 175H88L87 173ZM126 172V171H125ZM154 172V171H153ZM152 172V173H153ZM170 173H169V175H171L172 174V172L173 171H169ZM196 172V171H195ZM4 174H6V172H3ZM10 173V172H9ZM28 173V172H27ZM44 173V172H43ZM43 173H41L40 172V174H36L37 176L38 175H40L41 177H43L42 176V174ZM150 173L152 176H153V174H155V173ZM32 174V176H33V173H31ZM30 174V175H31ZM47 174V173H46ZM54 174V173H53ZM64 174V173H63ZM66 174V173H65ZM64 174V175H65ZM89 174V175H90ZM166 174H168V172H166ZM1 175V174H0ZM14 175V174H13ZM27 175V174H26ZM25 175V176H26ZM34 175H35V173H34ZM44 175V174H43ZM51 175V174H50ZM74 176H75V174H73ZM84 175V174H83ZM165 175V174H164ZM12 176V175H11ZM18 176V175H17ZM29 176V175H28ZM32 176H29V177H32ZM52 176V175H51ZM58 175L56 174V177H57ZM62 176V175H61ZM60 176V177H61ZM66 176H68V175H66ZM73 176V177H74ZM77 176V175H76ZM79 176V175H78ZM167 176V175H166ZM175 176H176V174H175ZM179 176V175H178ZM2 177H3V174H2ZM29 177H26V179L24 178V180H16V182H17V185L14 187V189H16V190H20V192H21V194H19L20 192H18L17 194H16V196H15V194L13 195H10L9 197L11 198L12 197V199L14 198V199H19V202L21 203V202H23L22 204H20V205H22V206H20L21 208H19V209H21L22 210V208L24 207V208H26V212L23 214V213H20L21 212V210L19 211V210H17L20 214H21V216H20V214L18 213V212H16V208L17 207H15L14 209H15V211H14V209H13V207L11 208L12 210H10V212H8L7 211V209H6V213H5V217H6V214H9L11 217H13L10 221L12 222H10L9 223V221H8V219L7 218H5V220H7V222L9 223V225L10 226H8V225H6V226H8L9 228L8 229H10L9 230V235L8 234H4V235H7V236H1L0 235V264H15L14 263V261H16V260H13L12 258L14 257V255L17 253H19L18 254V256H20V257H22V259H23V261H22V264H31V263H33V260H34V256H32V252H33V250H35L36 251V249H37V244L40 242V243H44V245L43 246H45V244H51V242L54 244V242L52 241V240H55V241H59V243L60 244H67L68 243V239L67 238H64V235L67 233V230H65V229H61L62 231H60L59 230V228H63L62 227V225H63V223L61 222V224L59 223V222H56V220H55V222L57 223V225L55 224V226H54V224H53V226H51V224H50V222L52 221L53 222V220L54 219H61L63 216H65L66 215V217H67V221L66 222H75V213L76 212H74V213H72V214H68V212L67 211H65V209H66V207H68V208H70L71 207V205H76L78 208L80 207L81 208V205H82V203H81V205H80V203H79V201L78 202H71V201H67V200H65L64 198L62 199L61 198V196H55L54 194H51V193H46V192H48L47 190H48V188H49V186H51L52 184H50V183H54L55 184V181L54 182H51L52 181V179L51 178H47V180L45 179V181H43L42 183L40 182V181H38V182H40V183H34V181L36 180L35 178H37L36 176L34 177V178H31L33 181H31L30 179H29ZM44 177H46V176H44ZM48 177V176H47ZM50 177V176H49ZM54 178H56L55 176H53ZM82 177V176H81ZM87 177V176H86ZM155 176H153V178H154ZM157 177V176H156ZM194 177V176H193ZM197 177V176H196ZM8 178V177H7ZM15 178H17V177H15ZM40 178V177H39ZM39 178H37V179H39ZM59 178V177H58ZM62 178V177H61ZM64 178V177H63ZM63 178L62 179H60L59 178V180H63ZM67 178H70V177H67ZM84 178V177H83ZM176 179H177V177H175ZM174 178V179H175ZM180 178V177H179ZM13 179H14V177H13ZM19 179H20V177H19ZM40 179H42V178H40ZM71 179H73L72 178V176H71ZM76 179H78V178H76ZM87 179H89V178H87ZM86 179V180H87ZM93 179V178H92ZM2 180H4L5 181V179L3 178V179H1L0 180V183H1V181ZM9 180V179H8ZM8 180H6L7 182H8ZM43 180H44V178H43ZM50 181V183H49V181ZM53 180H55V179H53ZM65 180V179H64ZM69 181H70V179H68ZM80 180V179H79ZM79 180H77V181H79ZM84 180V179H83ZM128 180H129V182H128ZM200 180V179H199ZM6 181H5V183H6ZM12 180H10V182H11ZM18 181H19V183L20 184H18ZM22 181V182H21ZM68 181V183H70ZM82 181V180H81ZM121 181H124V184L122 185V186H120V185H118L119 184V182L121 183ZM74 183H75V181H73ZM73 182H71V184L73 183ZM80 182V181H79ZM79 182H77L78 183V188L79 187H81V186H79ZM84 182V181H83ZM88 181H86V183H87ZM134 182V181H133ZM156 182V181H155ZM179 182V181H178ZM203 182H205V181H203ZM5 183L4 184H0V187H1V189L3 188V187H5L6 185H5ZM62 183V182H61ZM94 183V184H93ZM118 183V184H117ZM123 183V182H122ZM166 183H168L167 181H166ZM165 183V181H164V184H166ZM197 183V182H196ZM10 184V183H9ZM12 185H13V183H11ZM16 183H14V185H15ZM39 184V185H38ZM59 184V183H58ZM58 184H56V186L58 185ZM66 184V183H65ZM84 184V183H83ZM159 184V183H158ZM163 184V185H164ZM169 184H170V182H169ZM4 185V186H3ZM62 185V184H61ZM68 185V184H67ZM74 185V184H73ZM72 185V187L74 188L75 186H76V184H75V186H73ZM90 185V184H89ZM91 185H90V188L92 189L93 188V186L91 187ZM137 185V186H138ZM140 185V186H141ZM156 185V184H155ZM180 185V184H179ZM10 186V185H9ZM8 186V187H9ZM63 186H64V183H63ZM69 186V185H68ZM71 186V185H70ZM69 186V187H70ZM88 186V185H87ZM133 186H134V184H133ZM157 186V185H156ZM159 186V185H158ZM158 186H157V188L156 189H158ZM166 186V185H165ZM191 186V185H190ZM198 186V185H197ZM54 188H56L55 187V185L53 186ZM60 187H62V186H60ZM59 187V189H61ZM67 187V186H66ZM65 187V188H66ZM69 187L67 188V189H69ZM120 187L122 188L123 187V191L122 190H120ZM145 187H143V188H145ZM161 188H162V186H160ZM173 187V186H172ZM194 187V186H193ZM196 187V186H195ZM202 187V186H201ZM200 187V189H203V188H201ZM58 188V187H57ZM57 188H56V191H57ZM89 188V187H88ZM95 188V189H96ZM161 188H160V192H162V193H160V194H162V196L160 195V194H158L159 196H161V200H162V197L164 198V199H166V198H170V199H172L173 201H174V203L175 202H177V209H175V211H172V210H170V211H172L173 213L175 212L176 214H173L172 212L170 213V215L168 216V214H167V212H166V214L167 215H164L165 214V212H162L163 210H162V208H161V210L159 209V208H157V209H155L156 207H158V206H156L155 208H154V210H157L158 211V209H159V211H160V213L162 212L163 214H160V219L158 220H156L155 222H153L152 220H151V218H146L147 220H145L144 222L142 221L141 222V224H137V223H132V224H130L129 223V221H128V223L130 224V226H127V227H125L123 230H125V231H123V233H124V235H123V237L122 238H120L121 240L118 242L116 239L117 238H115V236L112 234V232L110 233V235H107V236H100L99 238H97V240H95V244H91V245H95V247L94 246H92L93 247V249L95 248L97 251H99V253H97V252H95V254H96V258L97 259H100V260H102V263L103 264H143V262L146 260L145 258V260L144 261H142V258L143 257H147L148 259H147V263L148 264H190V262L191 261H194L195 262V264H197L196 263V261L195 260H189V262L188 263H186L187 261H186V259H188L189 258V256L190 255H194L195 254V250H193V251H189L188 250V252L187 253H183V251L184 252H186L187 251V249H185L184 250V248L186 247V246H188V244H189V241H190V239L192 238V236H191V234L190 233H186V231H192L193 229H190L191 227H187V226H189V224H182L184 221H185V219H184V217H183V221H182V217L180 218H178V219H176L178 216H183V213L185 212V210H187L186 208H187V206L186 205H188L187 203H189V201H188V199L186 200V198H185V192L187 191H185V192H183L184 190L182 189V191H181V189H178V187H174L175 189H162V191H161ZM166 188H167V186H166ZM0 189V190H1ZM50 189V188H49ZM51 189H52V187H51ZM64 189V188H63ZM62 189V190H63ZM77 189V188H76ZM94 189V188H93ZM98 189H100V188H98ZM128 189V190H127ZM154 189H155V186H154ZM199 189V190H200ZM10 190V189H9ZM13 190V189H12ZM15 190V191H16ZM65 190V189H64ZM63 190V191H64ZM74 189H72V191H73ZM140 190V189H139ZM143 190V189H142ZM149 190H150V188H149ZM148 190V191H149ZM158 190H155V192L156 191H158ZM2 191V190H1ZM0 191V192H1ZM5 191V190H4ZM49 191H51V190H49ZM53 191H55V190H53L52 189V192ZM70 191H71V188H70ZM86 191V190H85ZM94 191H96V190H94ZM202 192H204L205 194H206V191H204V190H201ZM65 192H67V190L65 191ZM69 192V191H68ZM74 192H76L78 195L80 194V192H81V189H80V192H79V190H74ZM79 192V193H78ZM92 192V191H91ZM102 192V191H101ZM139 192V191H138ZM135 193L136 195L137 194H140V192L139 193ZM144 192H145V189H144ZM144 192H142L143 194H146V193H144ZM146 192H147V190H146ZM202 192H201V194H202ZM2 193V192H1ZM56 193V192H55ZM72 193V192H71ZM83 193V191L81 192V194ZM85 193V192H84ZM95 194H96V192H94ZM98 193V192H97ZM148 193H152L151 194V197H152V195H153V190L151 191V192H148ZM157 193V192H156ZM199 193V192H198ZM203 193V194H204ZM19 194V195H18ZM65 194H67V193H65ZM69 194H70V192H69ZM201 194H200V196H201ZM204 194V195H205ZM61 195V194H60ZM72 195V194H71ZM70 195V196H71ZM88 195H90L89 194V189H88ZM94 195V194H93ZM100 195V194H99ZM148 195V194H147ZM158 195H157V197H158ZM209 195V194H208ZM207 195V196H208ZM77 196V195H76ZM81 196V195H80ZM83 196V195H82ZM87 196V195H86ZM91 196H92V193H91ZM95 196V195H94ZM144 195H142V197H143ZM154 196H156V194L154 195ZM186 196H188V195H186ZM211 196V195H210ZM4 197V196H3ZM6 197V196H5ZM19 197V198H18ZM73 197V196H72ZM75 197V196H74ZM73 197V198H74ZM85 197V196H84ZM83 197V198H84ZM89 198H90V196H88ZM93 197V196H92ZM100 197V196H99ZM99 197H98V199H99ZM101 197H103V196H101ZM100 197V198H101ZM121 199H120V198ZM129 197H130V195H129ZM145 197H147V196H145ZM203 197V196H202ZM111 199V200H117V201H115V203L114 202H110V200H106V199ZM141 198V197H140ZM139 198V199H140ZM150 198V197H149ZM154 198V197H153ZM156 198V197H155ZM205 198V197H204ZM204 198H203V200H204ZM2 199V198H1ZM5 199H7L8 200V198L6 197V198H4V200ZM69 199V198H68ZM76 199V198H75ZM80 199H81V197H80ZM85 199V198H84ZM102 199H104V198H102ZM119 199L120 200H122L121 202L119 201ZM131 200L133 199V198H130ZM142 199V198H141ZM145 199V198H144ZM158 200L157 201H160V202H163V201H165V200H159V198H157ZM207 199V198H206ZM3 200V199H2ZM3 200V201H4ZM7 200H6V202H7ZM76 200H78V199H76ZM82 200V199H81ZM87 200V199H86ZM91 201H92V198L90 199ZM89 200V201H90ZM130 200V201H131ZM143 200V199H142ZM167 200V199H166ZM171 200V201H172ZM15 201V200H14ZM82 201H85V200H82ZM82 201H80V202H82ZM99 201H100V199H99ZM102 201V200H101ZM119 201V202H118ZM145 201V203H146V201H148V200H144ZM186 201H188L187 203H186ZM12 203H13V201H11ZM16 202V205L15 206H17V201H15ZM128 202H129V200H128ZM132 202V201H131ZM133 202H134V200H133ZM138 201H136V203H137ZM141 202H143V201H141ZM149 202H151V201H149ZM149 202H147L146 204L144 203H142L143 205H140L139 207H141V206H144L143 208H150L151 207V209L153 210V207H152V202L151 203H149ZM160 202H158V203H160ZM169 202V201H168ZM168 202H164V203H167L168 204ZM210 202V201H209ZM88 203V202H87ZM93 201H92V205H93ZM100 203V202H99ZM121 203V204H120ZM127 203V202H126ZM153 203H155V202H153ZM173 203V202H172ZM83 204H85V202L83 203ZM141 204V203H140ZM150 204H151V206H150ZM156 204V203H155ZM160 204H162V207H163V209H165L166 211L169 209V204H168V207H167V204H166V206H165V204H164V206H163V203H160ZM160 204H158L159 206H160ZM5 205V204H4ZM8 205H10V204H8ZM19 205V204H18ZM85 205H87V204H85ZM92 205H91V207H92ZM125 205H128V204H125ZM124 205V206H125ZM134 205V204H133ZM136 205H139V202H138V204H136ZM173 205V204H172ZM175 205V206H176ZM10 206H12V205H10ZM55 206H57V207H60L59 208V210H56V209H58V208H54ZM70 206V207H69ZM113 206V205H112ZM111 206V207H112ZM118 206V207H119ZM174 206V205H173ZM83 207H86V206H84L83 205ZM88 207V206H87ZM116 207V206H115ZM115 207H112L111 209H113V208H115ZM210 207V206H209ZM8 208V207H7ZM64 208V209H63ZM72 208H74V207H72ZM72 208H70L71 210H72ZM77 208V209H78ZM117 208V207H116ZM115 208V209H116ZM128 208V207H127ZM143 208H141V210H144ZM147 208H146V210H147ZM189 208V207H188ZM208 208V207H207ZM214 208V207H213ZM1 209V208H0ZM55 209V210H54ZM84 209V208H83ZM89 209V208H88ZM91 209V208H90ZM94 209V208H93ZM118 209H120V208H118ZM124 209V208H123ZM122 209V210H123ZM133 209H135V208H133ZM170 209H171V207H170ZM206 209V208H205ZM210 209V208H209ZM212 209V208H211ZM9 210V209H8ZM66 210H68V211H70L69 209H66ZM137 210V209H136ZM146 210H144L145 212H146ZM164 210V211H165ZM2 210H0V212H1ZM12 211V212H11ZM23 212L25 211V210H22ZM52 211L54 212L55 211V214H53L52 213ZM78 211H79V209H78ZM87 211V210H86ZM85 211V212H86ZM116 211L117 212H115L114 213V216H112V217H114L115 218V220H116V222H118L117 220L120 218V217H122V216H115V215H117L119 212L120 213H122L121 212V210L120 211H118L117 209H116ZM128 211V210H127ZM126 211V212H127ZM133 211V210H132ZM138 211V210H137ZM188 211V210H187ZM210 211H213V210H210ZM210 211H208V213L210 214ZM220 211V210H219ZM219 211H217V212H219ZM71 212V211H70ZM91 212V211H90ZM98 212V211H97ZM98 212V213H99ZM111 212H113V211H111ZM139 212V211H138ZM214 213H216L215 211H213ZM213 212H211V213H213ZM4 213V212H3ZM3 213H1V214H3ZM98 213H97V215H98ZM129 213V212H128ZM137 213V212H136ZM141 213V212H140ZM142 213H143V211H142ZM147 213H148V210H147ZM149 213H153L152 211L150 212L149 211ZM220 213V212H219ZM101 214V215H102ZM113 214V213H112ZM111 214V215H112ZM145 214V213H144ZM156 214H158L156 211H155V215ZM181 214V215H180ZM185 214H186V212H185ZM188 214L189 213H187L186 215H187V218H188ZM204 214H206V212L204 213ZM217 214V213H216ZM79 215V214H78ZM119 215H122V214H119ZM124 215V214H123ZM126 215V214H125ZM128 215V214H127ZM131 215L133 216V214L131 213ZM131 215H129L130 217H131ZM147 215V214H146ZM150 215V214H149ZM149 215H147L148 217H149ZM152 215H154V214H152ZM152 215H150V216H152ZM154 215V216H155ZM207 215V214H206ZM215 215V214H214ZM3 216V217H4ZM9 216V217H10ZM139 216V215H138ZM141 216H143V217H145L144 215H141ZM146 216V217H147ZM159 216V215H158ZM167 216V217H166ZM192 216H193V214H192ZM192 216H190V217H192ZM210 216H211V214H210ZM209 216V217H210ZM218 216V215H217ZM8 217V216H7ZM96 217V216H95ZM106 217V216H105ZM108 217V216H107ZM128 217V216H127ZM126 217V218H127ZM134 217V216H133ZM214 217V216H213ZM215 217H216V215H215ZM214 217V219H217V218H215ZM1 218H2V215H1ZM18 218V219H17ZM20 218V219H19ZM21 218H24L23 220L21 219ZM52 218H54V219H52ZM101 218V217H100ZM154 218V217H153ZM156 218H158V217H156ZM186 218V217H185ZM212 218V217H211ZM77 219H79V218H76V220ZM111 220H112V218H110ZM141 219V218H140ZM139 219V220H140ZM144 219V218H143ZM162 219V220H161ZM180 219V220H179ZM214 219H213V222H214ZM90 220V219H89ZM110 220V221H111ZM115 220H113V221H115ZM131 220V219H130ZM137 220V219H136ZM152 222H151V221ZM154 220V219H153ZM187 220V219H186ZM193 220V219H192ZM253 220V219H252ZM22 221V222H21ZM78 221H80V220H78ZM108 222V224L110 223V225H109V227H108V224H107V226H106V229H105V231L107 232V230L108 231H112L113 230V228L112 227H114L115 226V224H114V222ZM123 221V220H122ZM174 221H176L177 223H175ZM190 221V220H189ZM216 221V223H217V220H215ZM3 221H1V223H2ZM65 222V223H66ZM95 222V221H94ZM186 222V221H185ZM184 222V223H185ZM193 222V221H192ZM1 223H0V226H2L1 225ZM6 223V222H5ZM77 223V222H76ZM81 223V222H80ZM126 223H127V221H126ZM189 223V222H188ZM191 223V222H190ZM195 223V222H194ZM7 224V223H6ZM68 224V223H67ZM97 224V223H96ZM176 225V224H178V225H176L177 226V230H175L176 231V233L173 231L174 229H170L169 227V225ZM193 224V223H192ZM209 224V223H208ZM95 225V224H94ZM99 225V224H98ZM104 225V224H103ZM124 225V224H123ZM122 225V228L124 227ZM126 225V224H125ZM195 225V224H194ZM193 225V226H194ZM210 225V224H209ZM66 226H68V225H66ZM74 226V230H75V228H76V230L74 231L73 230V235H72V239L75 241L77 238H78V240H79V236H81V233H80V227L78 228L75 224L73 225ZM84 226H86V225H84ZM120 226V225H119ZM169 226V227H168ZM178 226H180V227H178ZM216 226V225H215ZM214 226V227H215ZM5 227V226H4ZM103 227H105V226H103ZM174 227V226H173ZM196 227V226H195ZM1 228V227H0ZM2 228H3V226H2ZM36 228H40V231L39 232H37V230H36ZM82 228V227H81ZM84 228V227H83ZM115 228V227H114ZM194 228V227H193ZM6 230H8L7 228H5ZM188 229V230H187ZM197 229H199V228H197ZM2 231L4 230V229H1ZM5 230V231H6ZM90 230V229H89ZM180 230L182 231V232H180ZM196 230V229H195ZM70 232H71V230H69ZM104 231V232H105ZM204 231V230H203ZM1 232V231H0ZM4 232V231H3ZM11 232V233H10ZM178 232V233H177ZM179 232H180V234L181 233H185L186 234V236L185 237H187L188 236V234L190 235V239L188 238V240L186 239H182L181 237H183L184 235H182L181 237L179 236ZM208 232V231H207ZM36 233H40V235H41V240L39 239V238H37L36 237ZM90 233H92V231L90 232ZM103 233V232H102ZM122 233V234H123ZM205 233V232H204ZM69 234V233H68ZM99 234V233H98ZM101 234V233H100ZM99 234V235H100ZM112 234V235H111ZM137 234H142V235H144V237H146V238H151L149 241V243H150V245L151 246H153V248L155 249V251L156 250H158V252H155V253H151L150 254V252H146L145 250L144 251H142L139 247H141L140 245H139V247H137V245H138V243H137V245L135 244V242H137V241H130V239L131 238H133V240L134 239H137L136 238V236H137ZM92 235V234H91ZM94 235V234H93ZM225 235H226V233H225ZM66 236H67V234H66ZM211 236V235H210ZM223 236V235H222ZM37 238V240H35L36 238ZM70 237V236H69ZM68 237V238H69ZM93 237V236H92ZM102 237V238H101ZM135 237V238H134ZM143 237V236H142ZM185 237H183V238H185ZM189 237V236H188ZM202 237V236H201ZM83 238V237H82ZM119 238V237H118ZM195 238V237H194ZM228 239H229V237H227ZM39 239V240H38ZM52 239V240H51ZM90 239V238H89ZM143 239H145V238H143ZM227 239V240H228ZM232 239V238H231ZM262 239V240H263ZM43 240V241H42ZM132 240V239H131ZM140 240H142L141 239V235H140ZM206 240V239H205ZM208 240V239H207ZM70 242L72 241V240H69ZM80 241H82V240H80ZM146 241H147V239H146ZM194 241V240H193ZM199 241V240H198ZM197 241V242H198ZM230 241V240H229ZM38 242V243H37ZM86 242V241H85ZM88 242V241H87ZM87 242H86V244H87ZM90 242V241H89ZM138 242H140V241H138ZM143 242V241H142ZM226 242V241H225ZM263 242H264V240H263ZM37 243V244H36ZM55 243H57V242H55ZM76 243V242H75ZM81 243V242H80ZM111 243H115L114 245L112 244V246H113V248L115 247V245H117L118 247L116 248V249H112V247H111V249H109L110 248V246H111ZM149 243H147V244H149ZM218 243V242H217ZM234 243V242H233ZM129 244H130V246H129ZM231 244V243H230ZM236 244V243H235ZM238 244V243H237ZM240 244V243H239ZM42 245V244H41ZM204 245V244H203ZM243 245V244H242ZM52 246V245H51ZM53 246H60L59 244L58 245H53ZM73 246V245H72ZM76 246V245H75ZM78 246V245H77ZM80 246V245H79ZM78 246V247H79ZM88 246V245H87ZM190 246V245H189ZM195 246V245H194ZM224 246V245H223ZM46 247V246H45ZM48 247H50V245L48 246ZM56 247V249H58ZM63 247H64V245H63ZM62 247V248H63ZM66 247L67 246H65L64 248V250L66 251L67 249H66ZM78 247H76V248H78ZM182 247H184L183 249H182ZM238 247V246H237ZM19 248H23V250L22 251H20V250H17V249H19ZM36 248V249H35ZM40 248V247H39ZM67 248H69V247H67ZM145 248V247H144ZM186 248H188V247H186ZM191 248H192V246H191ZM191 248H190V250H191ZM195 248H196V246H195ZM194 247H193V249H195ZM219 248V247H218ZM235 248V247H234ZM25 249V250H24ZM44 249H47L46 250V252L48 251V248H44ZM53 249H54V247H53ZM75 249V248H74ZM73 249V250H74ZM108 249V250H107ZM181 249V250H180ZM198 248H196V250H197ZM220 249V248H219ZM218 249V250H219ZM242 249V248H241ZM38 250V249H37ZM42 251H40V249L38 250V251H40V252H44L43 254H46L47 255V253L45 252V251H43V249H41ZM61 250V252H62V249H60ZM60 250H59V253H60ZM70 250V249H69ZM72 250V249H71ZM70 250V252H72ZM85 250V249H84ZM152 250V249H151ZM183 250V251H182ZM202 250V249H201ZM215 250H216V248H215ZM233 250V249H232ZM37 251V252H38ZM54 251V250H53ZM58 251V250H57ZM75 251V250H74ZM77 251V250H76ZM86 251V250H85ZM154 251V250H153ZM152 251V252H153ZM180 251H182V253L180 252ZM199 250H197L196 251V254H198L197 252H198ZM203 251V250H202ZM202 251H200L199 253H201ZM210 251V250H209ZM221 251V250H220ZM40 252H38V253H40ZM51 253H54V252H52V251H50ZM68 252V251H67ZM66 252V253H67ZM80 252V251H79ZM79 252H77L78 254H79ZM225 252V251H224ZM231 252V251H230ZM34 253V252H33ZM38 253L37 254H35L34 253V255H36V256H38ZM64 253V252H63ZM206 253V252H205ZM204 253V254H205ZM16 254V255H17ZM41 254V253H40ZM39 254V255H40ZM69 254V253H68ZM67 254V255H68ZM71 254H75L74 252L73 253H71ZM85 254H87L86 252H85ZM93 254V253H92ZM212 254V253H211ZM82 255H84V254H82ZM87 255H89V254H87ZM86 255V256H87ZM198 255H202V254H198ZM35 256V257H36ZM47 256H50V255H47ZM59 256V258L61 259V258H63V257H60L61 255H58ZM64 256V255H63ZM80 256V255H79ZM205 256V255H204ZM224 256V255H223ZM16 257V256H15ZM41 257V256H40ZM52 257V256H51ZM50 257V258H51ZM55 257V256H54ZM65 257V256H64ZM191 257V256H190ZM209 257H210V254H209ZM228 257V256H227ZM38 258V257H37ZM53 258V257H52ZM68 258V257H67ZM81 258V257H80ZM39 259H41V258H39ZM58 259V258H57ZM64 259H66V258H64ZM73 259V258H72ZM78 259V258H77ZM91 259V258H90ZM94 259V258H93ZM190 259V258H189ZM193 259V258H192ZM199 259V258H198ZM207 259H208V261H209V259L210 258H208L207 257ZM53 260V259H52ZM74 260V259H73ZM154 260V262L152 263V261ZM197 260V259H196ZM205 260H206V258H205ZM221 260V259H220ZM39 261H41V260H39ZM48 261H50V260H48ZM55 263L58 261H55V260H53ZM60 261H62V260H60ZM67 261V260H66ZM75 261V260H74ZM198 261V260H197ZM200 261V260H199ZM203 262H202V264H204L206 261H204V260H202ZM213 261V260H212ZM211 261V262H212ZM64 262V261H63ZM68 262H70V261H68ZM80 262V261H79ZM83 262V261H82ZM85 262V261H84ZM114 262H116V263H114ZM194 262H191L192 264H194ZM210 262V261H209ZM209 262H206L207 264H209ZM219 262V261H218ZM34 263H36L35 262V260H34ZM54 263V264H55ZM60 263V262H59ZM74 263V262H73ZM146 262H144V264H145ZM199 263V262H198ZM228 263V262H227ZM42 264V263H41ZM45 264V263H44ZM50 264V263H49ZM58 264V263H57ZM87 264V263H86ZM199 264H201V263H199ZM211 264V263H210ZM213 264V263H212ZM215 264H216V262H215ZM221 264H223V263H221Z\"/></svg>",
    "mask_w": 264,
    "mask_h": 264
},
{
    "label": "built area",
    "instance_id": "3",
    "mask_svg": "<svg viewBox=\"0 0 264 264\" xmlns=\"http://www.w3.org/2000/svg\"><path fill=\"white\" fill-rule=\"evenodd\" d=\"M60 46L67 51L73 73L97 110L113 101L124 119L146 111V81L137 52L121 40L111 22L106 28L93 11L104 8L102 0H42ZM106 12V11H105ZM96 113V112H94Z\"/></svg>",
    "mask_w": 264,
    "mask_h": 264
},
{
    "label": "water",
    "instance_id": "4",
    "mask_svg": "<svg viewBox=\"0 0 264 264\" xmlns=\"http://www.w3.org/2000/svg\"><path fill=\"white\" fill-rule=\"evenodd\" d=\"M166 10L184 44L212 115L244 184L251 204L264 230V194L253 172L245 147L222 98L219 87L200 47L190 20L180 0H164ZM94 17L104 27H110L103 8L94 10ZM132 40L126 43L131 44Z\"/></svg>",
    "mask_w": 264,
    "mask_h": 264
}]
</instances>
